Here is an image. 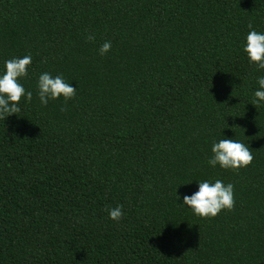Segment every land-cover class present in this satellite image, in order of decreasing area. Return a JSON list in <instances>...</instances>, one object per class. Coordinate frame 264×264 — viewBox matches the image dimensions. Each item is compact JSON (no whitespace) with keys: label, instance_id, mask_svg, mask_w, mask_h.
I'll return each instance as SVG.
<instances>
[{"label":"trees","instance_id":"16d2710c","mask_svg":"<svg viewBox=\"0 0 264 264\" xmlns=\"http://www.w3.org/2000/svg\"><path fill=\"white\" fill-rule=\"evenodd\" d=\"M249 23L264 33V0H0V75L32 58L31 101L0 118V264H264ZM44 72L76 95L42 105ZM224 138L251 164L209 165ZM205 180L234 186L233 210L183 205Z\"/></svg>","mask_w":264,"mask_h":264},{"label":"clouds","instance_id":"9594fccd","mask_svg":"<svg viewBox=\"0 0 264 264\" xmlns=\"http://www.w3.org/2000/svg\"><path fill=\"white\" fill-rule=\"evenodd\" d=\"M251 29L246 37L244 52L247 54L251 63L258 69H264V33H259L253 29L251 23L248 24ZM88 40H94L93 35L87 37ZM111 49V42L105 41L99 49L101 55H105ZM32 63L30 55L22 58L16 57L5 61L6 71L0 75V118H6L11 114H17L21 111L19 102L26 95L27 100L31 101L32 92L26 93L25 88L18 82V78L27 76V69ZM259 89L254 92L252 104L257 108L261 102H264V76L258 78ZM38 96L42 105H47L50 99H58L61 96L67 102L76 95V87L66 83L62 75L53 77L50 73L40 74L38 79ZM61 110H64L62 107ZM213 156L208 160L209 165L215 167L217 164L224 169L238 170L247 167L253 161L254 157L249 146L231 138H224L212 145ZM183 205L188 206L192 212L202 218H211L217 216L221 210H233L235 205L234 186L229 183L225 185L221 180L214 183L208 180L199 182V188L192 195L183 197ZM123 205H117L115 208L108 209L109 218L114 221H120L123 218Z\"/></svg>","mask_w":264,"mask_h":264}]
</instances>
